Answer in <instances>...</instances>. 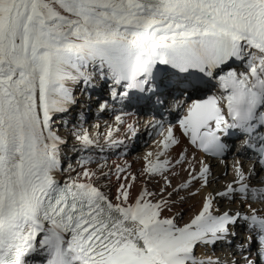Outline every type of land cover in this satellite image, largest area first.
Returning a JSON list of instances; mask_svg holds the SVG:
<instances>
[{"label":"snow or ice","instance_id":"obj_1","mask_svg":"<svg viewBox=\"0 0 264 264\" xmlns=\"http://www.w3.org/2000/svg\"><path fill=\"white\" fill-rule=\"evenodd\" d=\"M142 130L158 150L138 175L97 157ZM209 158L231 179L181 223L219 180ZM34 256L264 264V0H0V264Z\"/></svg>","mask_w":264,"mask_h":264},{"label":"bare ground","instance_id":"obj_2","mask_svg":"<svg viewBox=\"0 0 264 264\" xmlns=\"http://www.w3.org/2000/svg\"><path fill=\"white\" fill-rule=\"evenodd\" d=\"M77 95H79V93ZM96 95H100V96L103 97L105 94L103 92L93 93V96L94 97ZM93 108L94 107H92V109ZM73 113H75L74 110H73ZM94 114H95L94 111L87 113L88 117H92ZM101 117H103V114H101L100 117H99V120L102 123L106 119H103ZM94 118H93L94 119L93 122L95 123L97 121V117H94ZM168 119L174 122L175 115L168 116ZM143 135H145L146 138H157L158 139V137H155V136L149 137L148 134H147V132H145V131L142 130L141 133H140V135H139V137L137 138V140L138 139L140 140V138L144 137ZM68 139H69V143L71 144V142H72L71 141V138L69 137ZM228 142L231 145H233V144L235 145V144H238L239 143V140L236 139V138L235 139L233 138V139L229 140ZM182 143H184L183 140H182ZM133 144H131L129 146V149L127 150L126 154H124V155H121V152L123 151V149H116V150H111V151H105V153H103V154L97 153L96 155H97V157H99L100 155H103L104 157H106L107 158V164H108V166L109 167H113V168H114L115 164H123L125 161H127V163L130 165V170L138 175L139 174V170L145 164V161L143 159L144 156H145V154L148 153V152H156L158 149H157L156 144L153 143L152 148L150 150H146L142 155L141 154H135V155L133 154L132 155V152L131 151L135 147ZM180 150L181 149L179 147H177V148H175V151H171V154L172 155H175V153L178 152V151H180ZM234 153H236V150L233 151V152L231 151V152L228 153L226 159H227V161L229 163L233 159V154ZM236 154L245 163V165H247V163H249L248 158H247L249 154H247V153H245L244 155H239L238 153H236ZM100 162L103 163L104 161L101 160ZM209 162L212 165L213 175L219 177V180L218 181H215L213 183V185H212L211 188L205 189L199 196L191 197V198H186V200L183 203H179V204H177V205L174 206L173 212H175L177 210H180L181 213H182L183 220L180 221L181 223L186 222L194 214V212L199 208L200 202H201V199H202V196L204 195V193H206L207 191H212L213 188H220L224 183H226L227 181H229L231 179V169H230V167L227 169L228 175H225L224 174L225 173V166L224 165L220 164L217 160L212 159V158H209ZM92 167H94V166H92ZM95 167H96V164H95ZM107 170L108 169L106 168L105 171H107ZM185 178H186L185 174L184 173H181V175L179 177L173 179V185H175L176 183H178L181 179H185ZM100 183L103 184V183H105V181L104 180H101ZM112 185H113V191H114V188H115V177L114 176L112 178ZM158 187H159V185L157 183H155V182H152L149 185L150 190L153 189V190L156 191V190H158ZM139 189H140V184L137 183L134 186V188L132 189V191L135 193V192H138ZM181 194L182 195H185V193H181ZM173 198H175V196ZM222 207H223V205H222ZM233 207H239V205H235ZM238 228H239L238 232H240V229H242L243 227L242 226H239ZM242 238H243L242 235L240 233H238L237 237L233 241V244H235L238 240H240ZM202 251L203 250H198V254L200 252H202ZM215 252H216L217 255H220L222 257L231 258L230 253L232 252V249L228 248L226 245H217L216 248H215ZM41 259H42V257L34 256L32 258V260H31L30 264H40L39 261Z\"/></svg>","mask_w":264,"mask_h":264},{"label":"rangeland","instance_id":"obj_3","mask_svg":"<svg viewBox=\"0 0 264 264\" xmlns=\"http://www.w3.org/2000/svg\"><path fill=\"white\" fill-rule=\"evenodd\" d=\"M92 107H94L93 108V110L95 109V107H96V105H95V103L93 102L92 103V105H91ZM79 108V105H77L76 106V108L74 109V112L75 113H73L72 114V116L74 117L75 115H76V113L80 110V108ZM94 117H97L95 114L92 116V117H88V124L89 125H91L92 123H94L93 122V120L95 119ZM94 118V119H93ZM101 118H103V119H106V120H110V117L107 115V114H103V117H101ZM69 127H71V125H69ZM61 132L62 133H65L66 132V130L65 129H63V128H61ZM144 137H145V135H143ZM144 137H142V138H140V140L138 139H136L135 140V142H134V149L131 151L132 152V155L134 154H143L146 150H150L151 148H152V146H153V140L154 139H157V138H144ZM139 141V142H138ZM236 145V144H235ZM235 145L233 144V148H232V152L233 151H235L236 150V148H235ZM136 149V150H135ZM92 166H94L95 167V164H92L91 165V167ZM94 167H92V168H94ZM151 184V183H150ZM149 184V185H150ZM153 190V189H152ZM153 191H155V190H153Z\"/></svg>","mask_w":264,"mask_h":264}]
</instances>
